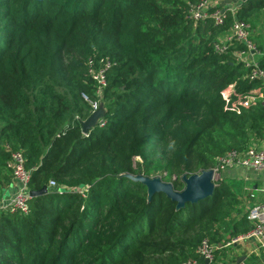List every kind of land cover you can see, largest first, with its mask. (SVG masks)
<instances>
[{
    "label": "trees",
    "instance_id": "16d2710c",
    "mask_svg": "<svg viewBox=\"0 0 264 264\" xmlns=\"http://www.w3.org/2000/svg\"><path fill=\"white\" fill-rule=\"evenodd\" d=\"M198 1L0 0V184L19 150L29 189L47 187L26 212L0 205V264H182L203 238L223 244L251 229L247 205L222 179L178 208L133 178L179 192L184 175L264 139V106L231 104L259 81L215 49L233 15L194 22ZM263 10L264 0H243L235 14L248 22ZM100 60L114 63L105 124L84 134L82 94L94 98L89 67Z\"/></svg>",
    "mask_w": 264,
    "mask_h": 264
},
{
    "label": "built area",
    "instance_id": "2783aa9c",
    "mask_svg": "<svg viewBox=\"0 0 264 264\" xmlns=\"http://www.w3.org/2000/svg\"><path fill=\"white\" fill-rule=\"evenodd\" d=\"M230 1L233 6L219 7L214 2ZM243 0H199L190 6L188 17L194 22H203L206 19H213L214 25H222L225 19V9L229 8L232 15L231 26L227 31L218 36L215 41V49L220 53H233L236 60L240 61L246 69V76L249 80L259 81V86L252 93L241 95L231 104H239L244 107L249 106L254 101H259L264 106V67L260 65L258 56L261 52L252 39V29L250 24L236 17L238 3ZM233 48V52L229 49ZM114 65L112 61L100 60L98 66L89 67V74L94 82V98L82 94V98L90 105V114L101 105L103 90L107 86V71ZM233 85H229L227 93L234 91ZM226 95V94H225ZM227 96V95H226ZM97 123L104 125L105 121L99 118ZM8 150L9 147L6 146ZM217 165L212 167V181L217 183L222 179L223 173L229 168L241 167L251 170L256 174L264 173V139L254 143L244 151L229 150L217 158ZM10 169L13 194L7 201L10 210L27 211L29 196V182L31 170L25 165V158L21 151L11 152ZM51 186L54 182L50 181ZM246 219L252 223V227L244 234L228 236L223 244L211 242L208 238H203L197 249L196 256L187 259L182 264H245L243 253L238 249H243L241 245L248 246V251L257 254L259 250L264 252V201L252 204L246 210ZM222 250L223 254L218 256L217 251ZM223 256V257H222ZM222 257V258H221ZM221 258V259H220ZM235 258V259H233ZM219 259V260H218Z\"/></svg>",
    "mask_w": 264,
    "mask_h": 264
},
{
    "label": "water",
    "instance_id": "95a60500",
    "mask_svg": "<svg viewBox=\"0 0 264 264\" xmlns=\"http://www.w3.org/2000/svg\"><path fill=\"white\" fill-rule=\"evenodd\" d=\"M105 114V109L102 105L93 111L86 119L81 121L82 132L85 134L90 128L97 124L99 118ZM135 180H140L147 186L149 194L153 195L156 192L162 191L169 198L177 202V207L180 208L187 202H197L198 200L210 196L217 183L212 181V170L206 169L199 173L189 176H183L185 187L182 191H175L169 182H163L160 178H148V177H133ZM47 191V187L44 186L40 190H30V199L34 198L38 194H42Z\"/></svg>",
    "mask_w": 264,
    "mask_h": 264
},
{
    "label": "rangeland",
    "instance_id": "374dc122",
    "mask_svg": "<svg viewBox=\"0 0 264 264\" xmlns=\"http://www.w3.org/2000/svg\"><path fill=\"white\" fill-rule=\"evenodd\" d=\"M214 3L218 4L219 7L222 5L225 6V4L219 3L217 1H215ZM230 6H233V4L231 3ZM248 23L252 24L250 28L253 31V35H252L253 41L255 44L258 45L260 52L263 53L264 52V10L261 12H258L257 17H256V14L255 15L252 14L251 16H249ZM2 171H4V169L0 170V172ZM9 175L11 176V171L7 172V176ZM222 180L225 181L231 187V189L235 191L236 193H238L239 195L240 194L241 195L245 194L246 196L250 195L249 201L253 200L256 202V201L264 199V182L262 183L260 182V180H257V177H254L252 180L249 179L248 182H246L245 179L235 181L234 178L233 179L228 178V177L226 178V176H222ZM253 185H258V187L256 189H253L252 187ZM10 196L8 195L7 197L3 194V188L1 187V184H0V202L3 205H7V201L10 198ZM222 254H223L222 250H219L217 252L218 256ZM249 256L245 264H264V252L263 251L259 250L257 254H253Z\"/></svg>",
    "mask_w": 264,
    "mask_h": 264
},
{
    "label": "crops",
    "instance_id": "0c3cea01",
    "mask_svg": "<svg viewBox=\"0 0 264 264\" xmlns=\"http://www.w3.org/2000/svg\"><path fill=\"white\" fill-rule=\"evenodd\" d=\"M220 3H222V4H225V6H221V7H230V4L232 3V2H230V1H224V2H220ZM227 4H229V5H227ZM262 55H264V53H261L260 54V56H258V60H259V58L262 56ZM223 176H226V178L228 177V178H234V180L236 181V180H241V179H245L246 180V182H248L249 181V179H253L254 177H257V180H260V182H264V173H261V175L260 174H256V173H254L253 171H251V170H247V169H244V168H241V167H233V168H229L228 170H226L224 173H223ZM253 187V189H256L257 187H258V185H253L252 186ZM2 188H3V194L5 195V196H7L8 197V195L10 196V195H12L13 194V192H14V188H13V185H12V178H9V184H8V186L6 187V186H4L3 184H2ZM238 194V193H237ZM239 195V194H238ZM245 195V194H244ZM241 195L240 194V196L242 197V199L244 200V204H245V206L247 205V209H248V207H250L252 204H254V203H256V202H260V201H264V199L263 200H259V201H249V199H250V195ZM4 199V198H3ZM0 205H3L1 202H0ZM240 247H242L243 249H238L239 251H241V253H243V257H245V258H243L244 259V263H246V261L248 260V256L250 255V250L248 251V246H245V245H241ZM252 254V253H251ZM219 260V259H218Z\"/></svg>",
    "mask_w": 264,
    "mask_h": 264
}]
</instances>
